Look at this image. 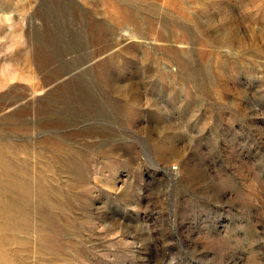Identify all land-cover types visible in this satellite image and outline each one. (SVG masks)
Wrapping results in <instances>:
<instances>
[{
    "label": "rangeland",
    "instance_id": "1",
    "mask_svg": "<svg viewBox=\"0 0 264 264\" xmlns=\"http://www.w3.org/2000/svg\"><path fill=\"white\" fill-rule=\"evenodd\" d=\"M0 264H264V0H0Z\"/></svg>",
    "mask_w": 264,
    "mask_h": 264
}]
</instances>
